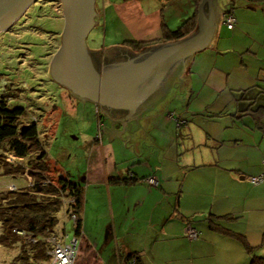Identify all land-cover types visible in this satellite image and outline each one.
Instances as JSON below:
<instances>
[{"label":"crops","instance_id":"0c3cea01","mask_svg":"<svg viewBox=\"0 0 264 264\" xmlns=\"http://www.w3.org/2000/svg\"><path fill=\"white\" fill-rule=\"evenodd\" d=\"M174 1L99 0L88 34L103 20L108 46L139 52L130 42H170L160 40L178 23L166 12ZM178 1L191 17L197 0ZM221 5L203 50L123 101L98 105L58 84L72 111L91 103L102 130L78 177L56 172L82 194L74 264H125L131 255L137 264H264V183L248 180L264 160V0ZM227 11L232 29L222 23ZM196 33L197 24L186 37ZM108 46L88 48L100 49L99 76ZM172 112L188 123H173ZM61 210L71 220L65 204Z\"/></svg>","mask_w":264,"mask_h":264},{"label":"rangeland","instance_id":"374dc122","mask_svg":"<svg viewBox=\"0 0 264 264\" xmlns=\"http://www.w3.org/2000/svg\"><path fill=\"white\" fill-rule=\"evenodd\" d=\"M100 2L96 0L94 4L97 9L100 8ZM58 3L59 0H34L8 28L0 31V100L5 99L9 109L23 108L22 115L17 119L19 125H36L48 154L50 179H56V172L78 177L83 168L84 157L88 155V142H93L102 131L97 130L95 123H98V115L91 112V103L72 111L69 104L63 101L64 89L50 76L51 60L61 44V34L65 26ZM188 9L187 2L178 0L167 6V14L173 13L170 21L178 22L173 29L182 20L188 19L191 14L186 12ZM103 26L102 20L87 35L88 48L110 44L111 40ZM166 105L163 104V108ZM158 110L160 109L154 110L152 115ZM172 113L175 116L170 118L173 123H188L186 117L180 118V121L174 120L179 117V113ZM93 123L94 130L90 129ZM7 150V144L3 143L0 146V155L3 153L7 156L6 160L12 162L14 158L9 156ZM143 150L147 153L144 146ZM24 162L25 160L17 161L14 166H22ZM26 170L24 168V172L12 174L0 170V212L7 206L10 196L28 190L29 176ZM56 216L57 231L64 229L68 238H73L71 220L63 215L61 209ZM2 219L0 215V264H24L15 261L23 249L20 242L6 241L4 236L5 231L11 229L12 220L6 222ZM15 232L18 234L17 230ZM27 251L33 255L30 250Z\"/></svg>","mask_w":264,"mask_h":264},{"label":"water","instance_id":"95a60500","mask_svg":"<svg viewBox=\"0 0 264 264\" xmlns=\"http://www.w3.org/2000/svg\"><path fill=\"white\" fill-rule=\"evenodd\" d=\"M33 1L0 0V31L8 28ZM94 1L59 0L65 26L60 47L51 60L50 76L73 94L98 105L123 101L126 94L151 85L163 68L203 50L215 35L220 10L227 7L221 5L222 0H200L197 33L192 36L147 46L139 52L119 45L104 48L99 76L100 49H88L85 43L97 18Z\"/></svg>","mask_w":264,"mask_h":264},{"label":"trees","instance_id":"16d2710c","mask_svg":"<svg viewBox=\"0 0 264 264\" xmlns=\"http://www.w3.org/2000/svg\"><path fill=\"white\" fill-rule=\"evenodd\" d=\"M199 1L197 0V4ZM227 12L224 14L231 13L230 11ZM196 13L197 9L177 29L173 31L164 30L160 41H175L190 34L197 24ZM130 44L134 50L138 51L148 43L140 41L130 42ZM7 97L10 98V96ZM22 113L23 108L9 109L6 100H0V146L6 143L9 156L12 155L14 158L12 162H8L7 156L2 153L0 155V170L6 174H12L13 172H24V168H26L29 176L28 190L16 192L14 196H10L7 200V206L0 212L2 221L10 222L12 220L13 224L10 230L5 231L6 241L19 243L23 240L22 236L15 234L14 229L37 234H44L55 229L58 223L56 214L62 208L63 199L66 197L73 199V202L69 204V210L76 218L74 235H77L80 230L81 190L62 176L50 179L48 175L50 165L45 144L40 140L35 124L19 125L17 119ZM20 160H25L24 165L14 166L15 162ZM234 235L241 237L237 233ZM30 251L33 255H30L25 248L21 249V254L16 257L15 261L24 264H36V262L37 264H44L48 261L44 250L32 248ZM132 256L136 258L135 255H131L127 259Z\"/></svg>","mask_w":264,"mask_h":264},{"label":"built area","instance_id":"2783aa9c","mask_svg":"<svg viewBox=\"0 0 264 264\" xmlns=\"http://www.w3.org/2000/svg\"><path fill=\"white\" fill-rule=\"evenodd\" d=\"M228 13V12H227ZM222 23L228 28L232 29L235 25V18L232 13L224 14ZM170 118H175L173 113L170 114ZM177 121V118L174 119ZM180 124V123H177ZM13 160V159H12ZM262 171L260 174L249 177L251 184L264 183V160L262 161ZM146 181L150 184H155V179L149 177ZM63 204L69 211V216L73 223H75V215L71 214L69 210V204L73 202L72 198L66 197L63 199ZM17 230L18 235L22 236L23 240L19 243L22 248L27 250H44L48 259L46 264H74L77 254V237L74 235L73 238H68L67 233L64 229L59 231L53 229L52 231L45 232L44 234H37L35 232H27L20 229ZM16 233V232H15ZM186 235L190 240H194L198 236V231L192 227L187 226ZM125 264H137V259L132 256L126 260Z\"/></svg>","mask_w":264,"mask_h":264}]
</instances>
